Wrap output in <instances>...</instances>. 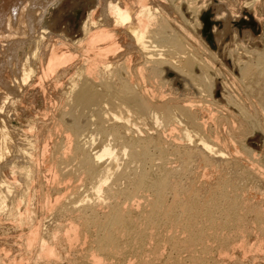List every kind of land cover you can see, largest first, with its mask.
I'll return each instance as SVG.
<instances>
[{
	"label": "bare ground",
	"instance_id": "6f19581e",
	"mask_svg": "<svg viewBox=\"0 0 264 264\" xmlns=\"http://www.w3.org/2000/svg\"><path fill=\"white\" fill-rule=\"evenodd\" d=\"M26 1L23 0L24 3L21 1L22 4H19L20 6H15L13 3L14 8L11 7L12 10L9 9L10 12H5L4 16H0V52L2 50L5 52L6 47L9 51V47H12V54L13 49L15 50V47L18 46L17 42H15L17 43L16 45L13 44L14 41H16V39H13V36L22 34L23 31L35 29L37 24L40 23L39 21L43 20L42 12H44L45 9H39L37 7L38 3L36 5L38 9L35 11L31 6L33 0ZM53 1L55 2L58 0ZM257 1L259 2V0L245 2H247L248 6L249 4L254 6ZM156 2L152 0H99V7L101 6L100 13L98 12L97 15V10H92L87 14L89 15L88 18L85 19L87 21L83 26L85 34V37H83L85 38L84 42L86 41V44L78 40L79 43H83L81 44L83 47L78 42L77 44L79 47L75 45L79 49L82 47L84 50L78 51L79 54L81 53L78 55L80 59H83L81 60L83 62H78L79 64L77 63L78 65H76L75 68L73 67L74 69H72V71L67 69L70 68V65L68 67L67 64H69L68 61L71 62V59L76 57L74 51L75 54L77 53L75 50L76 47L70 45V43L72 44L74 42L70 40L67 41L68 39H64V41H62L63 39H59V42L62 41L61 44L63 45L61 46H70L71 48L68 47V49L71 51L56 52L54 49V52H51L52 50L49 52L50 55H48L49 53L47 52L48 56L46 55V57L49 58L48 61L47 59L45 60L47 61V66L45 65V69L43 67H39L40 70L38 69V60L42 61V57H45L39 52L42 43L39 39L41 38L40 35L43 33L45 37L43 34L42 41H44L45 45L46 32L44 31H46V29H44L42 34L38 37L36 36L37 39L35 37V43L33 42L34 44L32 45L34 51L29 57H25L26 59H23V61L21 60L22 63L17 65V69L13 71L17 73L15 72V75H13L12 72L11 75L8 69L9 72L5 71L7 74L3 75L0 73V78H2L1 81H3L0 87L4 89L5 86L10 85L9 87L12 86L13 88H6L5 95H3L5 99H10V97H12L11 95H17L19 97L22 95L24 96V94H22V91L25 90L24 87L29 81H35L33 76L40 74L41 71L44 73V77H52L57 76L56 72L61 70V73L65 74L67 77H64L66 82L62 80L63 78H61V80L64 82L58 79L59 76L56 80L53 78L56 81L55 84L51 78V82L55 85L57 93H55L56 91H54V89L53 91L55 94L59 95V98L56 96L57 102L54 99L55 94H52L53 99L56 103H60H55L56 106L58 105L57 107H59V105L60 107L57 111L58 113L56 112L57 114L54 116L56 119L53 118L56 120V128H59L63 135L61 134L62 139H60V142L57 139L58 142H56L54 147L55 155L51 156L52 158L54 157V168L53 170L51 169L53 173L49 172V174H52L54 182L59 183V186L61 181L63 182V184L61 183L62 186H64V184L74 178L78 181L80 180L81 182L79 181V183H82V190H88L90 193L86 195V191L84 190L85 192H82L80 189L82 193L79 192L80 194L78 193V196L83 195V198L81 197L82 199L79 198L80 200L78 199L77 201L75 197H71L73 199L71 200V198L67 196L71 200V202H68V199H65L66 196H64L65 192H62L63 194L60 193V187L62 188V186H57L60 191L57 192L63 195L64 199L62 198L63 196H55V192V195L53 193L55 198L53 197V200L50 198L51 201H49V203L39 198V203H45L40 204L46 205L45 208L49 207L48 210L53 214V216H50L52 217L51 220L49 218L50 224H48L47 227L42 226L48 219V217L45 216L47 211H45L44 215H42L43 213L41 214V212L47 208L44 209L42 205L40 208L38 207V209H42L39 214H41L43 218L47 217L46 220L42 217H40L41 219L37 217V213V216L34 215L32 201L33 199L35 200L36 197H32V190L30 191L29 187H31V183L34 184V179H38V177L41 176L39 174L44 176V173H40L39 171L41 167L36 168L35 166V160L39 159H36V157H40L41 150L39 151L40 153H37L39 149H37L36 152L35 150L39 144L38 138H41L39 141H42V139L47 138V136L49 139L52 136L50 139V141H52L53 135L49 136L50 133L48 134V132L51 131L50 127L47 129L49 130L48 132L46 130L47 125L51 121H48V123L41 120L39 121L36 117V120L40 122L39 125H34L32 129L31 127L33 125L30 128H26H29L27 132L31 129V134L33 129L37 128L35 135L36 140H31L28 143H32L33 145L34 142V150L32 146H29L32 149L27 148L26 150L23 146L24 148L21 150L24 149L26 152H21L19 147H22L20 145L23 141L25 142L24 139L27 138L29 132H26V136L25 131L24 133L21 132L22 130L20 131L25 135L24 138L23 135H21L23 139L20 137L19 140L21 139L23 141L20 142L21 140L18 141L17 138L20 134L16 129L14 130L13 127L10 126L11 124H9L8 121L4 120L6 118V111L4 112L5 117L2 116V120L0 119V218L1 216L5 217L2 218L3 220H6V217L12 218L15 221H19V224H31L35 217L38 218L35 224V226H37L36 231H34L35 226H32L34 228L31 229L34 232L30 234L33 235L32 238H34L35 235H40L38 238L39 240L37 236L34 238V240L40 241V246L38 247L39 255H37L39 259H42L41 256H43V259L47 257L46 259L50 260L54 253L58 257V254L61 255V249H59V247L62 248L65 245L63 242L69 245L68 243L72 244L73 241H76V245L77 241L84 239V237L89 239V231H95L96 233L94 234H96V236L91 238V245H89L91 247H89V251L86 250L88 252L86 256L88 255L90 259L88 262L92 264H103V262H110L112 259L116 261H114V263L111 262V264H131L133 260L131 261L130 257L129 260H126L125 257L127 253L130 252L135 255L136 258L140 259V264H148L152 261H148L150 259H145L149 255L148 252H150L153 257L157 258L159 250L163 248L164 245L165 247L166 245L171 246L169 258L173 257L174 260H176L174 264H182L178 262V260L182 262V256L180 255H182L184 250L191 253L190 258H192V264H202L205 261L209 262L213 256V254H211L213 247H209L208 242L215 239L216 242L218 241L222 245L227 244L229 241L228 239H230V237H228L229 234L231 235L234 230H238V228L245 223L249 214H254L255 221L264 227V206L262 207V203H260V205L258 201L252 202L253 199L251 201L252 203L249 202L248 199L251 198L247 197V199L244 197L246 191L245 193L240 192L242 193L241 195L237 194L239 192L233 193L234 191H231V188L235 191L238 190L239 185H237V182L241 181L243 183L242 180H246L248 177L258 179L259 173H262L259 172L261 168L258 171L255 167L247 166L249 164H241L242 158L239 155L241 150H238V147L236 148V152L231 153L227 149L230 147L226 148V146H228L226 144H228L229 141H234L235 143L236 139L239 140L241 137L240 128L246 122L243 123V119L241 120L236 114L241 122H236L235 120V125H232V129L227 131L226 137L228 141L226 137H221L222 132H219L222 126L220 128L218 127L222 123L225 124L224 122L227 118L221 116V112H219L221 114H219L220 116L217 113L218 111H215L216 114L214 113L212 108L215 104L211 108V105H213L212 98L211 100L201 99L199 102L202 104H199V99L195 97L196 95L194 96L196 90V93H201L202 95H204V92H208L209 94L211 92L210 89L213 87V76L210 74V65L212 63L209 64L208 61L211 59L206 60V57L205 59L199 56L197 50L195 48L192 49L193 46L190 49L188 45L191 46V43L189 42L190 44L187 43V45L184 38L182 39L184 35L180 37L178 34L176 35L168 32V29L171 27V25L169 26L168 24V17H165V11L162 10V6H160L159 3L160 0ZM163 3L164 1L162 4ZM230 4L231 3H229V5ZM6 5L4 6L6 7ZM233 9L236 10L235 8ZM233 12L235 13V11ZM24 34L25 33L22 35ZM19 36L15 37L17 38ZM20 37L22 38L23 36ZM21 40L19 38V41H17L20 42ZM22 41L24 42V40ZM239 49V51L243 52H240V56L238 55V61L241 63L242 78L251 81H249L251 92H244L254 95L253 97L256 95V97H258L257 106H253L255 107L254 110L250 104L248 110L243 101L242 102L245 104L243 106L245 107L241 106L242 103L236 106H239L241 108L240 111L242 110L246 115V121V119L255 117L258 113H263L264 115V50L259 51L256 48L257 50L249 51L246 50L244 46L240 47V45ZM82 52H84L85 57L81 58L83 55ZM247 54L250 56L249 60L245 59ZM7 55H10V53ZM31 58L33 60H31ZM75 60L78 61L77 59ZM12 63L13 60L11 64ZM65 63H67V66L64 65ZM73 63L74 62H72V64ZM12 66L13 65H11V69ZM13 67L14 69L16 68L15 65ZM64 67L67 68L65 69ZM198 67L201 69V73L199 74L196 72ZM63 68L65 70H62ZM38 71H40V73ZM171 75H173V77L170 78L169 76ZM38 77L39 76H37L36 79H38ZM41 78L44 79L42 76ZM246 80L245 82L247 83ZM181 82L184 83V85ZM52 83L49 84V86H51ZM32 84L33 83H31V85ZM248 84L246 87H248ZM40 89L37 90L40 91ZM25 92L27 91L25 90ZM43 95L45 96L46 94ZM252 95L249 98L252 99ZM15 96L14 98H16V100L13 97L12 99L16 102L17 97ZM227 99L229 101V98ZM233 99L229 102H232ZM8 101L9 100H7V102ZM235 101L236 100L232 102L233 105H236ZM7 102L0 104V112H2L3 108L6 109L8 105L5 106V104ZM11 102L13 103V101ZM253 102L254 101L251 103L253 104ZM49 104L52 103L50 102ZM49 104L48 106H50ZM55 105L52 104V107L54 108ZM21 106L24 105L22 104ZM216 106L218 105L216 104ZM13 107L16 108L15 106ZM216 109L217 108H215V110ZM16 113L17 112L14 114ZM50 116L52 117V115ZM235 116L231 115L232 118ZM27 117H29V115ZM46 118L47 117L44 119ZM212 118L216 126H213ZM228 118L230 117L228 116ZM31 119H33L32 116ZM229 120L227 119L229 125H231L234 119H231L232 121L230 120L232 123H230ZM54 122L52 121L53 124H55ZM37 125L38 127H36ZM224 126H226L225 130H227L228 127L231 128V126L228 125H223V127ZM224 128H222V130ZM59 129L57 131H59ZM249 130L251 131V129ZM53 131L54 129L52 132ZM15 133H18L19 136L16 137ZM237 136L240 137L237 138ZM28 137L29 141L30 135ZM16 139L21 143L17 142L20 144L19 146L15 143ZM46 141L48 142L49 140L47 139ZM47 142L46 146H48ZM41 145L42 148L45 147L43 146L44 143ZM41 145H39V147ZM45 149L43 148L42 150ZM246 154L247 153H245V155ZM246 162H248V159ZM36 165H39V163L37 162ZM51 165L49 166L51 167ZM44 170H46V168ZM261 175L260 177H262ZM52 176L50 175V178ZM200 176H203V182H200ZM257 179H255V181ZM47 180L48 178L46 181ZM248 180L249 179H247V182H249ZM37 181L40 180L38 179ZM84 182L89 184L88 189H86V184V188L83 189ZM44 184H47V182ZM256 184L257 183L253 186L256 187ZM50 185L52 187V184ZM76 185L75 187H70L79 188L78 186H81L77 185L76 187ZM250 186L252 185L250 184ZM247 187L252 188L249 186ZM260 188L263 189L262 187ZM257 189L259 190V186ZM46 190H48L47 187ZM62 191H64V188ZM71 191H73V189ZM71 191L69 192L71 193ZM48 193L47 196L45 195L47 202L50 197ZM58 193L57 195H59ZM73 194H77V192H73ZM39 203L37 202V204ZM65 219L69 221V224L65 223L68 226L62 223ZM0 225L2 224L0 223ZM64 225L67 229L63 228L65 227ZM41 226L43 229L45 227V231H43ZM39 228L42 230L40 231ZM165 230H167V233ZM40 232H42V236ZM236 232L237 231H235V233ZM34 233L36 234L34 235ZM29 238H31L30 235ZM32 238L27 240L28 243L32 241ZM21 240L23 239L21 238ZM37 241H34L33 244ZM215 241H213V243ZM151 243L154 245V249L150 250L148 247ZM29 245L32 246L31 244ZM71 246H74V244ZM198 246H200V248ZM23 247H25V245ZM55 247L56 249L58 247V252L55 250ZM220 247L222 248L221 245ZM34 249L36 251V248ZM226 253L227 252H225V254ZM219 254L222 255V253ZM49 255L51 257H49ZM57 257L53 256L52 258H54V261L51 260L52 262L50 261V264H58L56 262H58L59 257L60 261L61 256ZM39 259H32V262L36 260L38 262ZM29 260L31 259L29 258ZM153 262L155 261L153 260L151 263ZM60 263H62V261Z\"/></svg>",
	"mask_w": 264,
	"mask_h": 264
},
{
	"label": "rangeland",
	"instance_id": "374dc122",
	"mask_svg": "<svg viewBox=\"0 0 264 264\" xmlns=\"http://www.w3.org/2000/svg\"><path fill=\"white\" fill-rule=\"evenodd\" d=\"M11 1H12V3H11ZM23 2V0H0V16L2 17V16H4V14H5V12L7 13V12H10V10L9 9H11V7L12 8H14L13 6L15 5V6H17V5H21L22 4V2ZM24 1H26V0H24ZM27 1H29V0H27ZM26 1V2H27ZM38 1V2H37ZM43 1V2H42ZM129 1H131V0H129ZM153 2H156V1H159V0H152ZM162 0H160V6H162L161 8H162V10H164L165 12H164V14H165V17H168L167 18V20H168V24H169V26L171 25V27L168 29V32L169 33H174V34H178L180 37H182V35H184L183 37H182V39L184 38V41H185V43L187 44V43H191V46L190 45H188V47L191 49L192 48V46H193V48L192 49H196L197 50V52H198V54H199V56H201L202 58H205L206 60H208V59H211V60H208L209 61V64H211L210 65V74H211V76H213L212 77V84H213V87H212V89H210L211 90V92H210V94L208 93V92H204L203 94L204 95H202L201 93H196L197 92V90H196V92H195V94H194V96L195 97H197V99H199L198 100V103L199 104H202V103H200L199 101L201 100V99H210L211 100V98L213 99L212 101H213V105H211V108L214 106V104H215V106H216V104L218 105V106H214L213 108H212V110L214 111V113H215V111H218L217 113H218V115L220 114L219 112H221V116H223L224 118H227L228 120L230 119H234L233 120V123L232 122H230V120H229V122L230 123H232L231 125H229V123H228V121H227V119H226V121L224 122L225 124H220V126L218 127V128H220L221 126V130H220V132L219 131H217V132H219V133H221V137L223 136V137H226L227 135V131H229V130H231L232 129V125H235V120H236V122H241V120H242V122L243 123H245L241 128H240V136L242 137H238L237 136V138H239V140L238 139H236V141H235V143H234V141H229L228 142V144H226V145H228V146H226V148L227 147H230V148H227L228 149V151L231 153V152H236V148L238 147V150L240 149L241 151H240V153H239V155L241 156V164L242 165H244V163L245 164H249V165H247V166H251V167H255L256 168V170L258 169V171H259V169L261 168V171H259V172H262V173H259V177H258V179L257 178H254V177H248V178H246V180L245 179H243L242 181H243V183L240 181V182H237L238 184L237 185H239L238 186V190L237 191H235L234 189H232L231 188V191L233 192V193H237V192H239V193H237V194H242V193H245V191H246V193L244 194V197H248V198H251V199H248V201L249 202H251L252 201V199H253V201L252 202H257L258 201V203L260 204V203H262V207L264 206V115H263V113L261 114H257V115H255V117H249L248 119H246V121H245V114L242 112V110L240 111V107L238 108V107H236L238 104H240V103H242V105L241 106H243V105H245L246 107H247V109L249 108V104H250V106H252V109L254 110L255 109V107H253L254 105L255 106H257V100H258V97H253L254 95H252V99L251 98H249L251 95L250 94H247L248 92L250 93L251 91H250V88H249V85H250V80H246V79H244V78H242V72H241V63H239V61H238V58H239V56H240V52H242V51H239L240 49H239V45H240V47L241 46H244V48H246V50H249V51H252V50H259V51H262V50H264V0H259V2L257 1L255 4H254V6L252 5V4H249V6L247 5V2H249L250 0H163L164 1V3L162 4V2H161ZM245 1H247V2H245ZM253 1V0H252ZM17 2V3H16ZM19 2V3H18ZM25 2V3H26ZM34 4H33V3ZM31 3V6L33 7V9H35V11H37V9L39 8H41L42 10H44V12H42V21H39L40 23H38L37 24V27L35 28V29H33V30H29V31H23L22 32V34L23 33H25L24 35H22V34H16V35H14L12 38L15 40L16 39V41H14V43L13 44H17L18 43V48L17 47H15L16 49L14 50L13 49V52H12V54H11V51H12V47H9V51H8V48L6 49L5 48V52H4V50H2L1 52H0V55H2V56H0L1 58H0V73L1 74H7L6 72L8 71L9 73H11V75H12V72L14 71V70H16L17 69V65H19L20 63H22V61H23V59H26L27 57H29V55L34 51V49L32 48V45L35 43L34 42V40H35V37L37 36H39L40 34H42L43 33V31H44V29H46V31H44V32H46V38H45V45H44V41H42L43 39H42V35L44 34H42V35H40L41 36V38L39 39L40 40V42H42L41 43V48H40V54H43V56H45V57H42V61L41 60H38V63H37V67H38V69L40 70V68H44L45 69V67L47 66L46 65V62L48 61V59L49 58H47L46 57V55L51 51V52H54L53 50L55 49V51L56 52H63V51H66V50H70V49H68V47H70V46H66V45H64L65 46V48H64V46H61V45H63V44H61V42L62 41H64V39H68L67 41H71V42H74V43H70V45L72 46H75V45H77L78 47H79V45L77 44V42H78V40H79V42L80 41H82L84 44H86V41L84 42V37H85V34H84V30H83V26H84V23L87 21V20H85V19H87L88 18V16L89 15H87V14H89L90 13V11H92V10H97L96 12H97V15H98V12L100 11V7H99V0H58V1H53V0H33ZM36 2V3H35ZM46 2H47V4H46ZM53 2V3H52ZM240 2V3H239ZM9 5H8V4ZM13 3H14V5H13ZM24 3V2H23ZM39 3V4H38ZM43 3H45V4H43ZM156 3H158V2H156ZM229 3H231L230 5H229ZM246 3V4H245ZM259 3V4H258ZM7 4V5H6ZM38 4V5H37ZM234 4V5H233ZM243 4V5H242ZM4 5H6V7L4 6ZM19 5V6H20ZM34 5V6H33ZM36 5H37V7H36ZM41 5V6H40ZM97 5H98V7H97ZM240 5V6H239ZM256 5V6H255ZM4 6V7H3ZM8 6V7H7ZM10 6V7H9ZM18 6V7H19ZM232 6V7H231ZM48 7V8H47ZM4 8H5V10H4ZM95 8H97V9H95ZM99 8V9H98ZM233 8H235L236 10H234ZM241 9V10H240ZM9 10V11H8ZM12 10V9H11ZM233 11H235V13L233 12ZM237 11V12H236ZM257 11V12H256ZM2 12V13H1ZM100 13V12H99ZM234 13V14H233ZM236 13H238V14H236ZM167 14V15H166ZM169 14V15H168ZM206 16H208L209 17V19H210V22H211V25H210V27H209V30L208 31H206V22H205V20H204V18L206 17ZM1 17H0V19H1ZM169 19H170V21H169ZM227 19V20H226ZM42 23V24H41ZM1 28V27H0ZM4 29V28H3ZM174 32H173V31ZM48 31V32H47ZM28 32V33H27ZM29 34V35H28ZM23 36L22 38L20 37V36ZM47 35H48V37H47ZM15 36H19V37H15ZM84 36V37H83ZM37 37H36V39H37ZM44 37H45V34H44ZM43 37V38H44ZM189 39H188V38ZM19 38H20V40L22 39V40H24V42L21 40L20 42H18L19 41ZM23 38H25V39H23ZM28 38V39H27ZM192 38V39H191ZM62 40L61 42H59L60 40ZM18 40V41H17ZM28 40V41H27ZM190 40V41H189ZM53 41H54V44H53ZM187 41V42H186ZM15 42H17V43H15ZM23 42V46L21 45V43ZM34 42V43H33ZM78 42V43H79ZM11 43V42H10ZM57 43V44H56ZM59 43V44H58ZM76 43V44H75ZM83 43H79L80 45L81 44H83ZM189 43V44H190ZM200 44V45H199ZM202 44V45H201ZM6 45V44H5ZM20 45V46H19ZM22 46V47H21ZM77 46H75L76 48H75V50H76V53L77 54H75V51H74V55L76 56V57H74L73 59H71L72 61L71 62H69L68 61V63L69 64H67V63H65L64 65H68V67H69V65H70V68H67V69H69V70H71L72 71V69H74L75 68V66L76 65H78L79 63H82L83 61H81V60H83V59H80V54H79V50H81V51H84L83 49H82V47H83V45H81L82 47H80V49L77 47ZM197 46V47H196ZM71 48V47H70ZM243 48V47H242ZM257 48V49H256ZM199 49V50H198ZM200 49H201V51H200ZM18 50V51H17ZM31 51V52H30ZM71 51V50H70ZM239 51V52H238ZM4 52V53H3ZM30 52V53H29ZM48 52V53H47ZM2 53V54H1ZM10 53V55H7V54H9ZM17 53V54H16ZM83 53V55L81 56V58L82 57H85L84 55V52H82ZM203 53V54H202ZM206 53V54H205ZM209 53V54H208ZM243 53V52H242ZM241 53V54H242ZM14 54V55H13ZM79 54V55H78ZM6 55V56H5ZM11 55H12V57H11ZM48 55H50V53L48 54ZM47 55V56H48ZM77 55H78V57H77ZM208 55V56H207ZM239 55V56H238ZM250 55H252V54H250ZM9 56V57H8ZM249 56V54H247V57L245 58V59H247V60H249V58H250V56ZM5 57V58H4ZM26 57V58H25ZM253 57V56H252ZM45 58V59H44ZM80 59V61H79V59ZM237 58V59H236ZM8 59V60H7ZM16 60V62H15V60ZM47 59V61H45ZM75 59H77L78 61H76ZM7 62H6V61ZM12 60H13V63L11 64V62H12ZM22 60V61H21ZM31 60H33L32 58H31ZM4 61V62H3ZM76 61V62H75ZM212 61V62H211ZM14 62H15V64H14ZM41 62V63H40ZM72 62H74L73 64H72ZM79 62V63H78ZM5 63H9V64H5ZM78 63V64H77ZM11 65H15V69H14V67L12 66V69H11ZM40 65V66H39ZM46 65V66H45ZM64 65H62V66H64ZM66 65V66H67ZM215 65V66H214ZM8 66H9V68H8ZM6 67V68H5ZM40 67V68H39ZM74 67V68H73ZM65 68V67H64ZM62 69V70H65V69ZM214 68V69H213ZM4 69V70H3ZM8 69V70H7ZM42 70V69H41ZM6 71V72H5ZM44 71V70H43ZM4 72V73H3ZM16 72V71H15ZM15 72H13V75H15ZM39 73H40V71H38ZM62 71L60 70V71H58V72H56L57 74V76H52V77H44L43 75H44V73H42V71H41V73L40 74H37L36 76H33L34 78H35V81H29L28 83H27V85L24 87V89L27 91V92H25V90L24 91H22L23 93L22 94H24V96L22 95H20L21 97H19V96H15V95H11L13 98H14V96L15 97H17V101L15 102L13 99H12V97H10V99H5L4 98V96L3 95H5V92H6V88H8L9 86L7 85V86H5L4 87V89L3 88H1L0 87V104H2L3 102H7V100H9L6 104H5V106H7L6 107V109H2V112H0V119L2 118V116H4L5 117V115H6V118H7V120H6V118L4 119V117H3V119L5 120V121H8L9 122V124H11L10 126H12L13 127V129L15 130H17V132L20 134V136H19V134L18 133H15V135H16V137L17 136H19V137H17L18 138V141H20L21 139H23L24 138V136L26 135L27 136V134H26V132H27V130L31 127V129L32 128H34V125H36V124H38L39 125V121L41 120V121H43V122H47L48 123V121H51V122H49V124L48 125H50V126H48L47 125V127H46V130L47 129H49V127H50V129H51V131H49V130H47V132H48V134L50 133V135L49 136H51V135H53V138H52V141H50V139H51V137H50V139H49V137L47 136V138H44V139H42V141H39L41 138H38V147H36V150H35V152L37 151V149H39L38 150V152L37 153H40L39 151L41 150V153H40V157H36V159L37 158H39L38 160H35L36 162V164H37V162L39 163V165H36L35 164V166H36V168L37 167H41L40 169H39V171H40V173H44L43 175L44 176H42V174H39V175H41V176H39V177H42V178H44V179H42V178H39L38 177V179L40 180V181H37L38 179H34L35 181H34V184H35V182H36V184L34 185L33 183H31L32 185H30L31 187H29L30 189V191L32 192V197H36L35 198V200L39 203V201L38 200H42L43 199V201L44 202H46V203H49V201H51V200H53L54 198H55V196H63V195H60V193L61 194H63L64 192H65V194H64V196H66L65 197V199H68L67 201L68 202H71V200H73L71 197H75V199H77V201H78V199L80 198V199H82L83 197V195H79L78 196V193L80 192V193H82V192H85L86 193V195L88 194V193H90V192H88V190H85L84 188H86L85 187V184H86V182H84V184H83V189L85 190H82V183L80 184L79 183V181L78 180H76L75 178L73 179V180H69V182H67L66 184H64V186H62V184H63V182L61 181V183H60V186H62V188L58 185L59 183H56V182H54V179H53V176H52V174H49V172L50 173H53L52 172V170H53V168H54V157L52 158L51 156L52 155H55L54 154V147H55V145H56V142H58V140H59V142H60V139H62V131L59 129V131L61 132H59V131H57L58 129L56 128V118L54 117V116H56V114L58 113L57 111L59 110V107H60V105H59V107H57L56 105H55V103L58 101L56 98V96H58V98H59V95H57V94H55V93H57V90L55 89V83H56V79L58 78V76H59V78L58 79H60L61 80V78H63L62 80H66L65 78H67L66 77V75L65 74H62L61 73ZM196 72H197V74H199V73H201V69H199V67L196 69ZM227 72V73H226ZM232 72V73H231ZM17 73V72H16ZM59 73V74H58ZM62 75V76H61ZM65 75V76H64ZM37 76H39L38 77V79H36V77ZM41 76L44 78V79H42L41 78ZM61 76V77H60ZM65 77V78H64ZM170 78L171 77H173V75H171V76H169ZM42 80H41V79ZM53 78H55V80L53 79V83L51 82V80ZM2 80V78H0V85L2 84V82L3 81H1ZM31 80H34V79H31ZM36 80H37V82H36ZM39 80V81H38ZM40 80H41V82H42V84H46V85H42L41 84V82H40ZM45 80H46V82H45ZM61 80V81H62ZM236 80V81H235ZM238 80V81H237ZM243 80V81H242ZM245 80L247 81V83L245 82ZM64 81H62V82H64ZM241 81V82H240ZM250 81V82H249ZM35 83L34 85L32 84L31 85V83ZM50 82V83H49ZM66 82V81H65ZM30 83V84H29ZM51 84L52 83V87L51 86H49V84ZM182 83V82H181ZM240 83V84H239ZM249 83V84H248ZM183 85H184V83H182ZM247 84H248V87H246L247 86ZM30 85V86H29ZM54 85V86H53ZM3 86H4V84H3ZM2 86V87H3ZM33 86H35V87H33ZM38 86V87H37ZM49 86V87H48ZM33 87V88H32ZM43 87V88H42ZM183 87V86H182ZM243 87V88H242ZM9 88H11V89H13L12 88V86L11 87H9ZM28 90H27V89ZM41 88V89H40ZM47 88V89H46ZM50 88V89H49ZM242 88V89H241ZM245 88V89H244ZM249 88V89H248ZM37 89H40V91L39 90H37ZM53 89H54V91H56L55 93H54V91H53ZM5 90V91H4ZM42 90H44V91H42ZM47 90V91H46ZM240 92H239V91ZM3 91V92H2ZM244 91H247V93L246 92H244ZM15 92V91H14ZM26 94H25V93ZM39 92H40V94H41V92H42V94L40 95L39 94ZM49 92V93H48ZM231 92H233V93H231ZM3 93V94H2ZM20 93H21V91H20ZM48 93V94H47ZM51 93V94H50ZM206 93V94H205ZM227 93V94H226ZM28 94V95H27ZM43 94H46V95H48V96H44ZM52 94H55V97H54V99H55V101H54V99H53V96H52ZM232 94V95H231ZM26 95V96H25ZM201 97H200V96ZM236 95V96H235ZM239 95V96H238ZM249 95V96H248ZM210 96V97H209ZM228 96V97H227ZM229 96H231V97H229ZM238 96V97H237ZM244 96V97H243ZM49 97V98H48ZM245 97H246V99H245ZM5 99V101H4V99ZM227 98H229V101H231L233 98V101L232 102H234V100H236L235 101V104L236 105H233V103L232 102H229L228 101V99ZM231 98V99H230ZM237 98V99H236ZM251 99V100H249V99ZM254 98V99H253ZM15 100H16V98H14ZM22 99V100H21ZM44 99V100H43ZM49 99V100H48ZM52 99V100H51ZM240 99V100H239ZM243 99V100H242ZM256 99V100H255ZM238 100V101H237ZM248 100V101H247ZM11 101H13V103L11 102ZM53 104V105H55V109L52 107V104H49L50 102ZM53 101V102H52ZM245 103H243V102ZM252 101H254L253 102V104L251 103ZM23 102V103H22ZM44 102H46V103H44ZM216 102V103H215ZM239 102V103H238ZM248 102H250V103H248ZM17 103H18V105H17ZM19 103H21V104H19ZM42 103H44V104H42ZM219 103V104H218ZM230 103H232V104H230ZM4 104V103H3ZM24 105V106H21V105ZM48 104L50 105V106H48ZM56 104H60L59 102L58 103H56ZM11 105H13V106H15L16 108H14L13 106H11ZM248 105V106H247ZM4 106V107H5ZM219 106H220V108H219ZM222 106V107H221ZM235 106V107H234ZM245 106H243V107H245ZM12 107V108H11ZM25 107V108H24ZM30 107V108H29ZM49 108V109H47V108ZM54 109H52V108ZM8 108V109H7ZM19 108H21V109H19ZM215 108H217L216 110H215ZM10 109V110H9ZM12 109V110H11ZM24 109H26V110H24ZM29 109V110H28ZM32 109H33V111H32ZM40 109V110H39ZM44 109V110H43ZM46 109V110H45ZM51 109V110H50ZM221 109V110H220ZM228 109V110H227ZM239 109V110H238ZM38 110V111H37ZM53 110V111H52ZM249 110V109H248ZM252 110V111H253ZM1 111V110H0ZM6 111V113H5V115H4V112ZM18 111H20V112H18ZM226 111V112H225ZM230 111V112H229ZM233 111V112H232ZM238 111V112H237ZM15 112H17L16 114H17V116H16V114H14ZM37 114H36V113ZM41 112V113H40ZM44 112V113H43ZM50 112V113H49ZM53 112H55V113H53ZM57 112V113H56ZM222 112H224V113H222ZM250 112H251V107H250ZM10 113V114H9ZM33 113V114H32ZM48 115H47V114ZM55 114V115H53V114ZM244 115H243V114ZM3 114V115H2ZM8 114V115H7ZM36 114V115H35ZM45 114V115H44ZM216 114V113H215ZM224 114V115H223ZM233 114H237L238 115V117L241 119V120H239L238 119V117H237V115L235 116V115H233ZM29 115V117H27ZM35 115V116H34ZM38 115V116H37ZM41 116V118H40V116ZM44 115V116H43ZM50 115H52V117L50 116ZM219 115V116H220ZM225 115H226V117H225ZM231 115L232 116H235L234 118H232L231 117ZM8 116V117H7ZM31 116H32V118L34 119H31ZM34 116V117H33ZM228 116L230 117V118H228ZM256 116H259V117H256ZM263 116V117H262ZM36 117H37V120H39V121H37L36 120ZM43 117V118H42ZM45 117H47L46 119H44ZM48 117H49V119H48ZM55 119H54V118ZM263 118V119H261V118ZM30 118V119H29ZM40 118V119H39ZM237 118V119H236ZM45 121H44V120ZM52 119V120H51ZM54 119V120H53ZM2 120V119H1ZM36 120V121H35ZM211 120H213V118L211 119ZM231 120V121H232ZM238 120V121H237ZM261 120H263V121H261ZM52 121L55 123V124H53L52 123ZM37 122V123H36ZM213 123V126H216L215 125V123H214V120L212 121ZM46 123V124H47ZM211 124V125H212ZM262 124V125H261ZM38 125L36 126V127H38ZM51 125H53V126H51ZM55 125V126H54ZM223 125H228V126H231V128L230 127H228V128H230V129H228L227 128V130H225L226 129V126H224L223 127ZM27 127H29L28 129H26ZM53 127V128H52ZM56 128V129H55ZM222 128H224L223 130H222ZM26 129V130H25ZM31 129L28 131L29 132V134H28V136L30 135V140L28 141V136H27V141H26V139H24L25 140V142H27V143H25L23 140H21L20 142H22V144L20 143V142H18L17 141V139H16V142L15 143H20V144H18V146L20 145V146H22L21 148L19 147V149H20V151L21 152H26L25 150L27 149V148H31V147H29V146H32V148L33 147H35V146H33V145H35L34 144V142H33V145H32V143H30V144H28L31 140L33 141L36 137H35V135H36V129L37 128H35V129H33V131H32V134L30 133V131H31ZM54 129V131L52 132V130ZM249 129H251V131L249 130ZM22 130V131H21ZM225 130V131H224ZM23 132L24 133V131H25V135H23L21 132ZM16 132V131H15ZM27 132V133H28ZM54 132H56V133H54ZM59 132V133H58ZM224 132H226V133H224ZM52 133V134H51ZM54 133V134H53ZM218 133V134H219ZM235 133L237 134V132H236V130H235ZM62 134V135H61ZM21 135H23V138H22V136ZM33 135V136H32ZM56 135V136H55ZM244 136V137H243ZM21 137V139L19 140V138ZM33 137V138H32ZM32 138V139H31ZM49 140L48 142L46 141V140ZM58 139V140H57ZM223 139V138H222ZM226 139H227V137H226ZM36 140V139H35ZM55 141V142H54ZM227 141H228V139H227ZM40 142H41V144H43L44 143V145L43 146H45L46 147V149H45V147H43L45 150H42L43 148H42V145L40 144ZM46 142H47V145L48 146H46ZM234 143V144H233ZM52 144V145H51ZM39 145H41L40 147H39ZM25 148H24V147ZM52 146H53V148H52ZM49 147V148H48ZM22 148H24L23 150H21ZM31 148V149H32ZM233 150H232V149ZM53 149V150H52ZM234 149H235V151H234ZM33 150H34V148H33ZM43 151V152H42ZM44 151H46V152H44ZM243 151V152H242ZM246 151V152H245ZM48 152V153H47ZM53 152V153H52ZM242 152V153H241ZM247 153L246 155H245V153ZM46 153V154H45ZM38 155V154H37ZM36 155V156H37ZM42 155H44V156H42ZM244 156V157H243ZM42 157H43V159H42ZM246 157V158H245ZM42 160H41V159ZM247 159H248V162H246L247 161ZM44 160V161H43ZM41 161V162H40ZM252 161V162H251ZM52 162V163H51ZM250 162V163H249ZM252 163V164H251ZM52 164V165H51ZM259 165V166H257V165ZM42 165V166H41ZM49 165H51V167L48 166ZM255 165V166H254ZM46 168V170H44ZM50 168V169H49ZM49 169V170H48ZM52 169V170H51ZM41 171H43V172H41ZM46 171V172H45ZM47 173V174H46ZM262 174V175H261ZM47 175H49V176H47ZM50 175L52 176L51 178H50ZM260 175L262 176V177H260ZM47 176V177H46ZM257 176V175H256ZM255 176V177H256ZM201 177V176H200ZM10 178V177H9ZM48 178V180L50 181H46V179ZM252 178V179H251ZM254 178V179H253ZM203 176L201 177V179H199L200 180V182H203ZM247 179H249L248 181L249 182H247ZM255 179H257L256 181H255ZM42 180V181H41ZM44 180V181H43ZM254 182H253V181ZM68 181V180H67ZM70 181H71V183H70ZM252 181V182H251ZM258 181V182H257ZM45 182H47V184H44ZM54 184H53V183ZM66 182V181H65ZM64 182V183H65ZM81 182V181H80ZM40 183V184H39ZM74 183V184H73ZM240 183H242V184H240ZM248 185H247V184ZM255 183H257L255 186L256 187H254L253 185ZM262 183V184H261ZM50 184H52V187H51V185ZM68 184V185H67ZM81 185V186H78L79 188H71V187H75V185ZM250 184L252 185V186H250ZM44 185V186H43ZM56 186V188H55V186ZM65 185H67V186H65ZM74 185V186H73ZM77 185H76V187H77ZM87 185V188L86 189H88V183L86 184ZM249 186V187H252V188H248L247 186ZM42 186V187H41ZM47 187V189L48 190H46V187ZM54 186V187H53ZM60 187V190H61V192L59 191V188L58 187ZM71 186V187H70ZM258 186H259V190L257 189L258 188ZM39 187V188H38ZM241 187V188H240ZM260 187H262L263 189H261ZM36 188V189H35ZM43 190V194H42V190ZM63 188H64V191H62L63 190ZM246 188V189H245ZM35 189V190H34ZM40 189V190H39ZM50 189V190H49ZM57 189V190H56ZM65 189H66V191H65ZM73 189V191H71ZM76 189V190H75ZM80 189L82 190V192L80 191ZM54 190V191H53ZM77 192V194H73V192L74 193H76L75 191ZM78 190V191H77ZM261 190H263V191H261ZM35 191V192H34ZM57 191H59L60 193H58ZM69 191H71V193L69 192ZM46 192V193H45ZM49 192V193H48ZM56 193V195H55V193ZM63 192V193H62ZM240 192H242V193H240ZM36 193V194H35ZM47 193H48V195L50 194V197H49V200H48V202L46 201V197H45V195L47 196ZM52 193V194H51ZM53 193H54V195H53ZM57 193L59 194V195H57ZM79 193V194H80ZM31 194V193H30ZM34 194H35V196H34ZM73 194V195H72ZM250 194V195H249ZM254 194H256V195H254ZM40 195V196H39ZM43 195V196H42ZM72 195V196H71ZM75 195V196H74ZM77 195V196H76ZM85 195V194H84ZM64 196L62 197L63 199H64ZM67 196H69L70 198H71V200L69 199V197H67ZM251 196V197H250ZM256 196V197H255ZM263 196V197H262ZM43 197V198H42ZM54 197V198H53ZM77 197V198H76ZM82 197V198H81ZM40 198V199H39ZM50 198H51V200H50ZM53 198V199H52ZM259 198H260V201H259ZM263 198V199H262ZM79 199V200H80ZM258 199V200H257ZM34 199H33V201H32V204H33V209H34V215L35 216H37V217H42L43 218V216L42 215H44V213H45V211H47V213H45V216H47L48 217V219H47V217H44L43 219H47L45 222L46 223H44V224H42V226H45V227H47L48 226V224H50V220H51V218L52 217H50L51 215L53 216V214H51L50 213V211L48 210V208L49 207H46L45 208V206L44 205H42V204H45V203H43V202H40V203H42V204H37V202L35 201ZM70 200V201H69ZM66 201V202H67ZM75 201V200H74ZM67 202V203H68ZM251 202V203H252ZM50 204H52V203H50ZM54 204V203H53ZM79 204V203H78ZM22 205H24V204H22ZM38 205V206H37ZM44 206L43 208L44 209H46V210H44L43 212H41V214H39V212L40 211H42V209L40 210V209H38V207L40 208V206ZM261 205V204H260ZM50 206V205H49ZM42 208V207H41ZM264 209V208H263ZM38 211V212H37ZM36 213H37V215H36ZM40 215V216H39ZM251 215V216H250ZM251 217V218H250ZM2 218H5L4 216L2 217L1 216V218H0V223L2 224V225H0V264H50V261L51 260H53L54 261V258H52L53 256H56L57 257V255L54 253V254H52V257L49 255V257H51V259L50 258H48V259H50V260H47L46 258L47 257H45L44 259H43V256H41L42 257V259L40 258H37L38 256L37 255H39L38 253H39V246H40V241L38 242L36 239L34 240V238H35V236H37V239L39 238V236L38 235H35L36 233H34V238H32L33 237V235L32 234H30L31 232L33 233L34 231H36V227L37 226H35V224H36V220L38 221V218H34V221H32L31 222V224H25V223H20L19 224V221H15V220H13L12 218H8V217H6V220L4 219H2ZM8 218V219H7ZM49 218H50V220H49ZM254 218V219H253ZM11 221H10V220ZM41 219V218H40ZM250 220H251V222H250ZM3 221V222H2ZM13 221V222H12ZM15 221V222H14ZM66 221V222H65ZM6 222V223H5ZM9 222V223H8ZM49 222V223H48ZM255 221V217H254V214H249L248 215V217H247V219H246V221H245V223L241 226V227H243V228H238V230H234L233 231V233H231V235L229 234V236L228 237H230V239H228L229 241H228V243L227 244H225V245H222V244H220V242H216L215 241V239L213 240H210L209 242H208V245H209V247H213V250H212V252H211V254H213V256H212V258L209 260V262L208 261H205L204 263H202V264H264V227H262L261 225H260V223H258V222H256ZM8 223V224H7ZM12 223H13V225H12ZM17 223V224H16ZM38 223V222H37ZM62 223L63 224H65V223H67V224H69V221H67L66 219L64 220V221H62ZM254 223V224H253ZM24 224V225H23ZM47 224V225H46ZM67 224H65L66 226H68ZM246 224V225H245ZM12 225V226H11ZM19 225V226H18ZM27 225V226H26ZM64 225V226H65ZM15 226V227H14ZM17 226V227H16ZM32 226H35V229H34V231L32 230L34 227H32ZM42 226H41V228H42ZM63 227V228H65V229H67V227ZM45 227H44V229H43V231H45ZM245 227H246V229H245ZM260 227V228H259ZM32 228V229H31ZM40 229V228H39ZM42 229H40V231L42 230ZM64 229V230H65ZM252 229V230H251ZM255 229V230H254ZM257 229H261L260 231L259 230H257ZM90 230H92V229H90ZM247 230H249V231H247ZM257 230V231H256ZM262 230H263V232H262ZM167 230H165V232H166ZM235 231H237L236 233H235ZM256 233H255V232ZM258 231H259V233H258ZM244 232H246V233H244ZM28 233V234H27ZM41 233V236H42V232H40ZM94 233H96L95 231H89L88 232V238L89 239H87V238H85L84 237V239H81V240H79V241H77V243H78V245H81V246H78L77 245V243H76V245H75V242L76 241H73L72 242V244H74V246H71L72 244L71 243H68L69 245H70V247H69V245H66V243L65 242H63L62 244L64 245L62 248H60L59 247V249H61V255H59L58 253V257L59 256H61V259H60V261H59V258H58V262H56V263H58V264H68V263H70V264H73V262H74V264H77V263H79V264H92V263H89L88 261L90 260L89 259V257H88V255L86 256V253H88L87 251H89V247H91V246H89V245H91L90 243H91V238H93L94 236H96V234H94ZM167 233V232H166ZM243 233V234H242ZM245 234V235H244ZM24 235V236H23ZM27 235V236H26ZM29 235H30V237L32 238V241L30 242V243H28V241L27 240H29V239H31V238H29ZM85 235V234H84ZM243 235V236H242ZM21 236V237H20ZM90 236V237H89ZM263 236V237H262ZM28 237V238H27ZM238 237V238H237ZM19 238V239H18ZM21 238L24 240H21ZM27 238V239H26ZM261 238V239H260ZM25 239H26V241H25ZM233 239V240H232ZM37 241L38 243H39V245H38V243L37 242H35L34 244H33V242L34 241ZM39 240V239H38ZM83 240V241H82ZM85 240V241H84ZM227 240V239H226ZM262 240V241H261ZM88 241V242H87ZM213 241H215L214 243H213ZM232 241V242H231ZM238 241V242H237ZM23 242V243H22ZM67 242V241H66ZM85 242V243H84ZM212 242V243H211ZM36 243H37V245H36ZM231 243V244H230ZM247 243V244H246ZM18 244V245H17ZM29 244H31L32 246H30ZM61 244V245H62ZM87 244V245H86ZM154 244V243H153ZM22 245V246H21ZM25 245V247H23ZM220 245L222 246V248L220 247ZM243 245V246H242ZM34 246V247H33ZM88 246V247H87ZM22 247V248H21ZM27 247H28V249H27ZM199 248H200V246H198ZM218 247V248H217ZM236 247V248H235ZM259 247V248H258ZM18 248V249H17ZM34 248H36V251H35V249ZM73 248V249H72ZM84 248H86V249H84ZM150 250L151 249H154V245H152V243L149 245V247H148ZM215 248V249H214ZM230 248V249H229ZM233 248V249H232ZM240 248V249H239ZM30 249V250H29ZM57 249H58V247H57ZM57 249H56V247H55V250L57 251ZM162 249V250H161ZM160 250H159V254H158V256H157V258L156 257H153V255L150 253V252H148V256L145 258V259H150V260H148V261H155V262H153V263H151V262H149L148 264H174L175 263V261L176 260H174V258L172 257V258H169V254H170V252H171V246L170 245H166V247H165V245H164V247L163 248H161ZM163 249H164V251H163ZM224 249V250H223ZM228 249V250H227ZM248 249V250H247ZM250 249V250H249ZM262 249V250H261ZM16 250V251H15ZM63 250V251H62ZM66 250V251H65ZM82 250V251H81ZM87 250V251H86ZM19 251V252H18ZM21 251V252H20ZM26 251V252H25ZM31 251V252H30ZM55 251V252H56ZM65 251V252H64ZM68 251V252H67ZM85 251V252H84ZM244 251V252H243ZM249 251V252H248ZM251 251V252H250ZM58 252V251H57ZM73 252H74V254H73ZM78 254H77V253ZM83 252V253H82ZM183 252V251H182ZM225 252H229L228 254L226 253L225 254ZM231 252V253H230ZM16 253V254H15ZM32 253V254H31ZM37 253V254H36ZM65 253V254H64ZM69 253V254H68ZM219 253H222V255H220ZM234 253V254H233ZM248 253V254H247ZM13 254H15V255H13ZM31 254V255H30ZM47 254H48V252H47ZM73 254V255H72ZM77 254V255H76ZM130 254V255H129ZM8 255H9V257H8ZM30 255V256H29ZM36 255V256H35ZM63 255V256H62ZM64 255H65V257H64ZM70 255V256H69ZM161 255H162V257H161ZM191 253H188V251H186V250H184V252L182 253V255H180V256H182L180 259L182 260V262L180 261V260H178V262H180V263H182V264H187V263H190V264H192L191 262H192V258H190L191 256ZM226 255V256H225ZM5 256V257H4ZM7 256V257H6ZM72 256V257H71ZM80 256V257H79ZM128 256V257H127ZM188 256V257H187ZM237 256V257H236ZM259 258H258V257ZM263 256V257H262ZM33 257V258H32ZM36 257V258H35ZM86 257V258H85ZM88 257V258H87ZM126 257V260H129L130 258H131V261H132V263L131 264H140V259L139 258H136V256L135 255H133L131 252L130 253H127V255L125 256ZM130 257V258H129ZM149 257V258H148ZM250 257V258H249ZM8 258V259H7ZM12 258V259H11ZM29 258L31 259V260H29ZM69 258V259H68ZM81 258H82V260H81ZM84 258V259H83ZM153 258H155V259H153ZM232 258V259H231ZM22 259V260H21ZM32 259L33 260H35V259H39L38 260V262H37V260L36 261H33L32 262ZM88 259V260H87ZM183 259H184V261H183ZM6 260V261H5ZM29 260V261H28ZM73 260H75V261H73ZM76 260H77V262H76ZM81 260V261H80ZM171 261V262H169V261ZM190 260V261H189ZM225 260V261H224ZM236 260V261H235ZM257 260V261H256ZM14 261V262H13ZM28 261V262H27ZM44 261H46V262H44ZM62 261V263H60ZM114 261H116L115 259H112V260H110V262L108 261H106L105 263L103 262V264H111V262H113L114 263ZM11 262V263H10ZM49 262V263H48ZM52 262V261H51ZM183 262H185V263H183ZM52 264V263H51Z\"/></svg>",
	"mask_w": 264,
	"mask_h": 264
},
{
	"label": "water",
	"instance_id": "95a60500",
	"mask_svg": "<svg viewBox=\"0 0 264 264\" xmlns=\"http://www.w3.org/2000/svg\"><path fill=\"white\" fill-rule=\"evenodd\" d=\"M204 20H205V22H206V31H208V30H209V27H210V25H211L210 19H209L208 16H206V17L204 18Z\"/></svg>",
	"mask_w": 264,
	"mask_h": 264
}]
</instances>
